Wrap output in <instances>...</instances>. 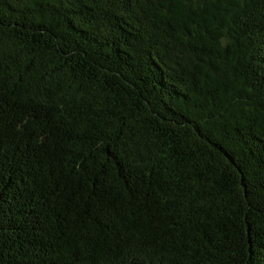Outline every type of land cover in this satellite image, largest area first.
<instances>
[{
  "label": "trees",
  "instance_id": "16d2710c",
  "mask_svg": "<svg viewBox=\"0 0 264 264\" xmlns=\"http://www.w3.org/2000/svg\"><path fill=\"white\" fill-rule=\"evenodd\" d=\"M0 264H264V0H0Z\"/></svg>",
  "mask_w": 264,
  "mask_h": 264
}]
</instances>
